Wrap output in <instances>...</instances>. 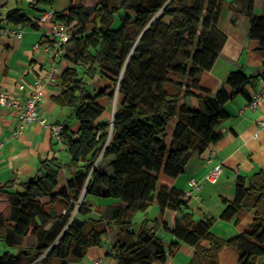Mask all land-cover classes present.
<instances>
[{
    "label": "trees",
    "instance_id": "1",
    "mask_svg": "<svg viewBox=\"0 0 264 264\" xmlns=\"http://www.w3.org/2000/svg\"><path fill=\"white\" fill-rule=\"evenodd\" d=\"M86 1L71 0L66 10L54 12L71 31L60 58L68 63L59 76L61 92L52 96L71 109L79 125L73 131L65 121L69 159L53 155L27 181L0 183V200L8 201L7 210L0 209V264L81 260L103 242L112 223L118 227L112 254L119 264L165 262L182 243L196 248L189 264H221L218 253L225 246L237 250V264H256L264 258V170L250 184L239 179L234 200H223V219L254 212L247 229L228 239L211 232L214 216L195 219L184 193L160 182L163 173L180 175L193 151L217 142L229 117L223 109L230 98L226 88L210 96L200 85L226 40L217 24L222 0H98L94 6ZM255 2L233 0L230 7L249 17L248 36L259 42L264 57V15L255 12ZM37 3L51 6L53 0ZM5 20L20 25L31 19L14 8ZM261 76L233 71L226 85L249 100L247 87L256 88ZM103 79L109 84L93 88ZM117 94L112 123L107 122L104 100ZM191 98L197 109L189 108ZM110 156L106 169L100 161ZM61 171L69 179L59 187ZM89 195L118 203L97 208ZM152 203L159 205V215L136 228L135 214ZM166 208L177 211L174 226L164 224L175 237L168 246L155 234Z\"/></svg>",
    "mask_w": 264,
    "mask_h": 264
},
{
    "label": "crops",
    "instance_id": "2",
    "mask_svg": "<svg viewBox=\"0 0 264 264\" xmlns=\"http://www.w3.org/2000/svg\"><path fill=\"white\" fill-rule=\"evenodd\" d=\"M93 1L94 3L91 4L90 0H87V6H94L98 2V0ZM232 1L222 0V10L217 24L226 34V40L213 67L204 71L200 78V85L207 89L208 95L214 96L225 87L230 96L223 105L229 117L219 127L222 136L204 151L198 149L193 151L184 171L177 177L164 173L160 175L161 183L184 193L189 188L191 177L202 180L214 165H222L223 169L217 180L206 182L200 192L187 200L195 219H204L207 216L216 218L211 226V232L223 239L242 234L254 218L253 211H243L231 220L221 218L225 208L223 200H234L239 179L250 184L254 182L255 174L264 170V103L255 109L251 108L247 105L248 99L245 96L235 95L233 89L226 85L229 74L238 70L248 76L262 74L256 88L264 84V57L258 51L259 42L249 38V17L233 11L230 7ZM70 4L71 0H53L51 6L37 3V0H0L4 14L11 9L21 8V14L31 19L30 22L20 25L0 19V89H5L24 103L26 97L34 90L35 80H40L44 85V96L39 106L41 114L49 123H65L66 120H70L69 129L76 131L79 125L77 121L71 120V109L60 107L52 99V96L61 92L59 76L68 63L52 57L46 51L52 21H39L40 16L46 11H64ZM255 12L264 15V0H256ZM7 26L22 28V39L19 40L11 34H3L2 29ZM36 43L39 45L35 46ZM104 80L106 79L101 82ZM108 84L109 82H106L103 86ZM21 85H24L23 89L20 88ZM256 88L247 87L249 93ZM187 103L191 110L199 107L198 101L194 98L188 99ZM103 119L109 122L105 117ZM17 121V108L0 104V183L11 179H16L18 183L27 181L37 173L40 161L53 155L64 161L69 159L66 149L56 142L48 127L33 123L21 134L15 135ZM173 126L174 122H171L169 133L172 132ZM212 156V161L208 162ZM104 158L101 159L100 164ZM107 159L111 161L113 157ZM108 164H106L107 168ZM60 177L59 187H62L69 179V174L67 171H61ZM1 200H5L8 207L7 199ZM43 201L49 200L44 198ZM103 201L105 202H98L99 204L91 203L94 207L115 203L109 199ZM158 215L159 205L152 203L145 212L140 211L135 214L134 226L138 228L144 219H154ZM176 216L177 211L166 208L162 223L155 231L166 246L170 245L175 237L164 227V224L173 227ZM117 234L118 227L112 223L103 242L90 247L78 264H96V262L119 264L109 251ZM202 245L209 246V242L204 240ZM195 251L194 246L182 243L175 253L168 255L165 262L154 261L151 264H189ZM218 256L221 264H237L240 257L237 250L229 246L223 247ZM256 264H264V258H259Z\"/></svg>",
    "mask_w": 264,
    "mask_h": 264
},
{
    "label": "built area",
    "instance_id": "3",
    "mask_svg": "<svg viewBox=\"0 0 264 264\" xmlns=\"http://www.w3.org/2000/svg\"><path fill=\"white\" fill-rule=\"evenodd\" d=\"M0 19L6 21L4 10L1 5ZM48 20L52 21V28L50 32V39L46 46V51L52 57L61 58L66 50V44L71 38V31L68 30L64 22L56 20L55 13L52 10L46 11L39 18L40 22H47ZM2 33L14 35L19 40H21L23 37V29L20 27L10 28L7 26L2 29ZM38 45L39 44L36 43L35 46ZM20 88L23 89L24 85H21ZM43 96L44 85L40 80L36 79L34 82V90L32 94L26 97L24 103H21L18 97L10 95L5 89H0V104L3 106H12L18 110V121L14 131L15 135L21 134L28 125L37 123L48 127L56 142L64 147V132L68 127L64 122L49 123L47 119L41 114L39 111V106ZM250 96L251 98L247 102L249 107L255 109L264 103V84L254 89L250 93ZM77 135V133L74 134V136ZM212 158L213 156L208 160V162H211ZM222 169L223 168L221 164H216L202 180L191 177L189 179V188L186 190V192H184L183 197L185 199L194 197L202 190L206 182H215L221 174ZM109 251L110 253H113L112 245L109 248ZM96 264L100 263L96 262Z\"/></svg>",
    "mask_w": 264,
    "mask_h": 264
},
{
    "label": "rangeland",
    "instance_id": "4",
    "mask_svg": "<svg viewBox=\"0 0 264 264\" xmlns=\"http://www.w3.org/2000/svg\"><path fill=\"white\" fill-rule=\"evenodd\" d=\"M90 2H91V4L94 3L93 0H90ZM117 24H118V22H117ZM106 82H108V81H106V80H104L103 82L97 81V82H94L92 86H93V88L94 87H98L99 88V87H102L103 84L106 83ZM101 83H103V84H101ZM104 102L107 103V112L103 115V117H105L106 119H108L109 122L112 123L114 113H115L116 108H117L118 103H119V95L117 94V96H116V98L114 100L110 101V100L105 99ZM107 158H109V157L104 158L103 161H102V165L104 167H106V164L110 163V161H107L108 160ZM106 169H107V167H106ZM87 200H88V202H95L96 204H99L98 202H105L103 200H106V199H103V198H100V197H97V196L89 195L87 197ZM109 200H111V202H115V203L118 202L116 199H109ZM6 204H7V202L5 200H1L0 201V209L6 211L7 208H8V207H6ZM95 207L100 208L98 206H95ZM149 210H148V212H149ZM134 220H136V219L134 218ZM81 260H78V261L71 260V261H69V264H78V262H80Z\"/></svg>",
    "mask_w": 264,
    "mask_h": 264
}]
</instances>
